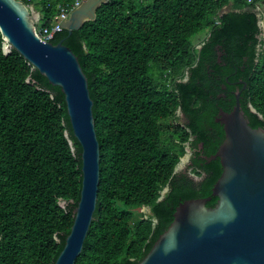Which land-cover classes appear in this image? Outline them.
Listing matches in <instances>:
<instances>
[{"label": "trees", "instance_id": "1", "mask_svg": "<svg viewBox=\"0 0 264 264\" xmlns=\"http://www.w3.org/2000/svg\"><path fill=\"white\" fill-rule=\"evenodd\" d=\"M19 1L40 15L38 29L75 2ZM261 21L264 0H109L95 21L54 37L88 79L100 145L97 206L75 264H139L181 203L211 197L219 160H193L198 182L176 169L192 133L193 148L204 145L197 157L216 154L224 140L216 119L233 110L236 93L249 125L264 129ZM178 110L191 122L181 137L169 127ZM81 169L61 89L14 50L6 54L0 35V264H55Z\"/></svg>", "mask_w": 264, "mask_h": 264}, {"label": "water", "instance_id": "2", "mask_svg": "<svg viewBox=\"0 0 264 264\" xmlns=\"http://www.w3.org/2000/svg\"><path fill=\"white\" fill-rule=\"evenodd\" d=\"M108 1L84 0L63 28L69 34L79 31L96 20L98 9ZM39 21L40 15L23 2L0 0V35L5 53L14 50L51 86L61 89L73 137L81 148L80 200L65 247L55 262L75 264L94 219L100 185L94 102L77 56L62 43L54 45L39 39ZM235 96L233 110L220 111L216 120L223 126L224 140L207 160H219L222 174L211 197L181 203L169 228L139 264H264V129L249 125L240 93ZM66 137L73 148L68 133ZM214 199L215 206L209 208Z\"/></svg>", "mask_w": 264, "mask_h": 264}, {"label": "flooded vegetation", "instance_id": "3", "mask_svg": "<svg viewBox=\"0 0 264 264\" xmlns=\"http://www.w3.org/2000/svg\"><path fill=\"white\" fill-rule=\"evenodd\" d=\"M200 40L201 39H199V41ZM202 46H203V43L199 46V49ZM185 81H186V79H185ZM190 125H191V122L189 121V119L186 118L185 114L181 110H178L176 112V120L172 121L170 123L169 127H171V129H170L171 132L176 133L179 137H181V133H182L181 129H183L186 133H189L190 134V132H191L190 131V128H189ZM210 131L212 133V130H210ZM170 138H173V135L172 134L170 135ZM196 140H197V136H194L193 133H192V135H190V137L188 139V142L185 143V146H186V155L184 156V158L186 157V159H185V166H184V170L183 171H180L178 173H182L184 175H187L190 178H192L193 181L198 182V180L201 181V178H198L194 174L193 168L196 167V165L194 164L193 160H196L197 161V160L209 159V158H206V157H203V156H199V157L196 156L198 153H204V151H203L204 145L202 143L199 144V148H197V149L193 148L192 144Z\"/></svg>", "mask_w": 264, "mask_h": 264}, {"label": "built area", "instance_id": "4", "mask_svg": "<svg viewBox=\"0 0 264 264\" xmlns=\"http://www.w3.org/2000/svg\"><path fill=\"white\" fill-rule=\"evenodd\" d=\"M83 2L84 0H75V2L73 3L70 9L59 6V13L54 18L53 20L54 23L52 24V26L41 27L39 29L37 28L36 33L39 39H41L45 43H51V41L58 33L65 30L62 24L69 19L71 12L79 8ZM248 2L251 4L253 3V0H248ZM258 11L261 13L262 12L261 8H258ZM261 23L262 25H264L263 21H261Z\"/></svg>", "mask_w": 264, "mask_h": 264}, {"label": "rangeland", "instance_id": "5", "mask_svg": "<svg viewBox=\"0 0 264 264\" xmlns=\"http://www.w3.org/2000/svg\"><path fill=\"white\" fill-rule=\"evenodd\" d=\"M206 36H207L206 33H203V34H200L199 36H197V38L204 39V38H206ZM200 43L201 42L197 41V42H195V45H199ZM182 159H183L182 160L183 162L181 164H179L177 169H176L177 173L184 170L186 157L182 158ZM148 212H149L148 209H143V210L140 211V213H148Z\"/></svg>", "mask_w": 264, "mask_h": 264}, {"label": "clouds", "instance_id": "6", "mask_svg": "<svg viewBox=\"0 0 264 264\" xmlns=\"http://www.w3.org/2000/svg\"><path fill=\"white\" fill-rule=\"evenodd\" d=\"M261 24V26L264 28V25H262V23H260ZM36 27H37V25H36Z\"/></svg>", "mask_w": 264, "mask_h": 264}]
</instances>
